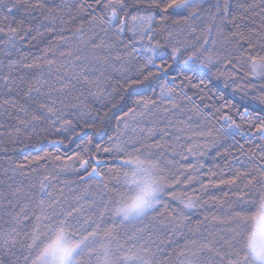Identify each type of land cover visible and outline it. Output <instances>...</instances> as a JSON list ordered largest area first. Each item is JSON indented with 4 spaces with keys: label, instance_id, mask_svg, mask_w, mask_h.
I'll use <instances>...</instances> for the list:
<instances>
[{
    "label": "snow or ice",
    "instance_id": "6c2138e0",
    "mask_svg": "<svg viewBox=\"0 0 264 264\" xmlns=\"http://www.w3.org/2000/svg\"><path fill=\"white\" fill-rule=\"evenodd\" d=\"M205 3L206 0H0V117L14 121L7 127L6 121H0V145H5L6 140L22 142L20 138L25 134L31 138L41 133L45 138L64 137L59 144H64L65 139L75 143L82 139L77 131L83 130L81 125L95 128L93 104L108 108L117 92L112 81L127 84L120 109L126 107L127 111L117 116L113 104L99 117L104 126L96 131L105 135L111 131L112 135L106 146L95 145L96 155H92L90 135L72 155L55 154V170L42 173L36 166V162L52 156L50 152L25 158L30 161L31 172L20 164L6 170L12 172L13 183L7 190L0 184V264L27 260L22 254L17 258V246L23 241L16 226L29 219L37 205L56 204L63 199L67 185L57 186L61 174L75 176L74 184H100L105 178L102 170L109 162L122 166L119 157L127 149L147 151L159 165L163 184L156 186L152 199L143 202V209L151 208L152 222L161 231L171 225L172 235L179 232L184 237V246L192 250L189 264H198L200 257H206L207 264H240V251L233 242L240 226L238 220L251 209L258 195L264 197V108L258 113L249 106L244 89L238 102L235 96L228 101L221 95V106L205 104L204 110L197 106L196 117L208 122L198 123L188 114L192 110L186 109L183 101L191 99L185 88L206 86L205 78L210 80L216 75L213 69L222 64L234 72L243 69L245 82H262L260 91L264 92V63L259 62L264 61V0H216L207 8ZM21 12L23 15L16 19ZM37 43L44 46L37 48ZM181 75L184 79L177 84ZM240 90L237 86L233 93ZM255 99L264 105V95ZM96 111L98 116L99 109ZM113 118L115 128L111 126ZM157 136L160 141L149 143ZM171 136H175L176 144L183 139L189 153L203 156L206 149L216 148L223 168L219 172L210 169L209 184H201V190L206 192L216 181V186L229 187L232 192L231 197L225 193L224 199L216 200V211L208 209L202 219L188 227L187 233L182 228L189 214L202 206V199L195 192L177 195L171 191L182 183L191 187L194 180L186 172L172 173L174 148L172 158L166 159V140ZM229 139L235 152L219 151ZM101 152L110 161L100 159ZM241 157L247 159L240 163ZM199 167L203 168V164ZM192 170H196L195 166ZM16 175L24 177L18 184ZM166 193L177 202L170 212ZM207 203L204 201L203 206L207 207ZM208 225L217 231H211Z\"/></svg>",
    "mask_w": 264,
    "mask_h": 264
},
{
    "label": "trees",
    "instance_id": "16d2710c",
    "mask_svg": "<svg viewBox=\"0 0 264 264\" xmlns=\"http://www.w3.org/2000/svg\"><path fill=\"white\" fill-rule=\"evenodd\" d=\"M55 2L59 3V0H55ZM215 2L216 0H206L204 6L207 8L209 4H214ZM49 3H51V0H49ZM20 15H23V12L16 19H19ZM65 18L67 19V17ZM43 46L44 43H37V48H42ZM37 48H33L32 51L35 52ZM254 59H257V57H254ZM213 72L216 75L212 76L210 80L205 78L206 86L200 85L198 88L189 86L185 88L188 97L191 99L185 100L183 103L186 109L192 110L188 114L192 115L193 119L198 123L208 122L204 117H196L197 106L201 110H204L205 104L221 106L224 103V101L219 100L221 95L228 101H233L235 96L238 102L239 97L244 95V89L248 92L246 103L249 106L255 107L258 113L261 108H264V105H260L259 101L255 99L264 95V92L260 91L262 82L253 79L250 84L246 83L243 69L237 68L234 72L226 64L220 65L218 69L214 68ZM221 73H224V75H221ZM175 74L173 73V75ZM188 75L192 74L188 73ZM183 79L184 77L181 75L176 80V83L180 84ZM233 80L235 83H232ZM225 81H228L227 85ZM196 83L199 84V81L197 80ZM237 86H240L241 90L233 93V89ZM112 87L116 88L117 92L113 94L108 108H112L113 104L116 105L113 111L117 116H122L123 111H127L126 107L123 108V111L120 110L124 104L121 97L126 95L127 84L123 81L113 80ZM134 87H140V85H135ZM148 94L151 95V89H148ZM201 100L204 103H201ZM108 108L100 107L99 103L93 104L92 115L97 117L95 128L89 129L81 125L83 130L77 129V131L82 139L76 140L75 143L69 144L68 139H65L64 144H59L58 141L64 139V137L47 135L45 138L44 133L31 138L26 134L22 135L20 138L22 142L17 143L6 140L5 145H0V184H2L4 190H7V186L13 183V180L10 179L13 177L12 172L10 170L6 172L10 167L20 164L24 166L26 172H31V168L28 167L30 161L26 160V157L43 156L45 152H50L53 155L36 162V166L42 173L46 169L55 170L57 168V161L54 158L55 154L59 153L61 156L72 155L77 150V145L86 143L90 135L93 136L92 155H96L95 145L102 144L106 146L108 136L112 135L111 131H108L107 135L96 131L104 126L99 117H103ZM97 109H99L98 116ZM243 110V107H241L240 111ZM232 111L235 113L236 109L233 108ZM236 118L239 120L238 116ZM0 121H6L5 127L9 123L14 122L9 120L7 116L0 117ZM111 126L115 128L114 118L111 121ZM193 127H195V124ZM171 131H175V129H171ZM93 132H96V134L93 135ZM67 135L72 138L70 133ZM237 139L240 138L237 137ZM160 140L161 138L157 136L155 139L149 140V143L155 144ZM175 140V136H171L166 140V144L169 146L166 147V159L172 158L173 148L176 151V155L172 158V173L186 172L192 175L194 180L191 187L182 183L178 187L174 186L171 191L177 195L184 191H187L188 194L195 192L202 199V206L189 214L188 220L182 228V231L187 233L188 227L194 226L197 220L202 219L208 209H211L212 212L216 211V200L224 199L225 193L231 197L232 192L229 191V187L216 186V181L211 182L212 186L206 192L201 190V184H209V170L212 169L219 172L223 168V159L216 156V148L206 149L207 154L201 156L199 152L189 153L187 150L188 145L184 144L183 139H181L179 144H176ZM232 143L233 141L229 139L219 151L227 152L231 150L235 152V149L231 148ZM249 143L252 144V141H249ZM37 144L40 146L39 148L34 147ZM193 146H195V143H193ZM202 151L205 150L202 149ZM99 158L110 161V157H106L103 152L100 153ZM119 159L122 161L125 159H139L150 163L156 168V173L163 184L159 165L147 151L127 149ZM245 159L247 157H241L240 163H243ZM200 164H203V168L199 167ZM192 166H195V171L192 170ZM239 166V163L236 164V167ZM102 171L105 174V178L100 184H97L96 181H90L87 185L74 184L72 181L77 179L75 176L61 174L59 181H57V186L65 187L67 185L63 199L56 204L45 203L43 206L37 205L34 214H30L29 219L16 226L19 238L23 241V245L17 246V258H20V254L27 257L26 261L20 258V264H33V258L41 244L57 227L66 229L72 239L77 242V251L71 264H189V260L192 258V250L184 246V237L179 232L172 235L171 225L164 226L163 231L158 226H154L152 222L154 213L151 212V209L138 217L128 219L121 217L115 212L119 200L129 190L130 167L123 162L122 166H115L109 162ZM23 178L20 175H16L14 180L18 184ZM29 179H32V177L30 176ZM256 190L250 189V191ZM165 201L169 212L177 207V202L172 200L167 193L165 194ZM204 201L208 202L207 207L203 206ZM160 210L164 211L163 208ZM207 227L213 232L217 231L211 225ZM220 228L224 229V226L220 225ZM240 231L241 226H238L234 233L233 242L236 250H239L240 241L237 234ZM164 232H167L168 235H164ZM172 241L176 243H172ZM198 264H207V258L200 257Z\"/></svg>",
    "mask_w": 264,
    "mask_h": 264
},
{
    "label": "clouds",
    "instance_id": "9594fccd",
    "mask_svg": "<svg viewBox=\"0 0 264 264\" xmlns=\"http://www.w3.org/2000/svg\"><path fill=\"white\" fill-rule=\"evenodd\" d=\"M264 63V61H259ZM137 169L143 166L134 164ZM129 190L121 197L115 212L133 215L143 209V202L153 198L157 179L150 173L129 177ZM240 264H264V197L257 196L251 209L238 220ZM77 242L62 227L55 228L43 241L33 264H69Z\"/></svg>",
    "mask_w": 264,
    "mask_h": 264
},
{
    "label": "rangeland",
    "instance_id": "374dc122",
    "mask_svg": "<svg viewBox=\"0 0 264 264\" xmlns=\"http://www.w3.org/2000/svg\"><path fill=\"white\" fill-rule=\"evenodd\" d=\"M124 164H126L127 166H129L130 167V169H131V175H130V177L131 176H136V175H142L143 173H145V172H147V173H150L151 175H153L156 179H157V181H158V184L157 185H161L162 183H161V180H160V178H159V176L157 175V173H156V168L153 166V165H151L150 163H147V162H145V161H142V160H139V159H136V160H134V159H125L124 161H122ZM136 163H139V164H141L143 167L142 168H140V169H137V168H135L134 167V164H136ZM130 183V182H129ZM158 195V194H157ZM149 209H151V208H144V209H142L140 212H138V213H136V214H133V215H121V214H119L121 217H123V218H135V217H138V216H140V215H142V214H144L146 211H148ZM77 247H78V245L76 246V248L74 249V251H73V253H72V256H71V259H70V261H69V264H71V262H72V260H73V257H74V255H75V253H76V251H77Z\"/></svg>",
    "mask_w": 264,
    "mask_h": 264
}]
</instances>
